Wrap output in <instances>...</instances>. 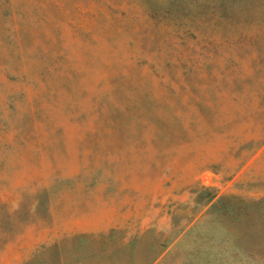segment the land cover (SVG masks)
<instances>
[{
  "label": "rangeland",
  "instance_id": "obj_1",
  "mask_svg": "<svg viewBox=\"0 0 264 264\" xmlns=\"http://www.w3.org/2000/svg\"><path fill=\"white\" fill-rule=\"evenodd\" d=\"M0 264H264V0H0Z\"/></svg>",
  "mask_w": 264,
  "mask_h": 264
}]
</instances>
